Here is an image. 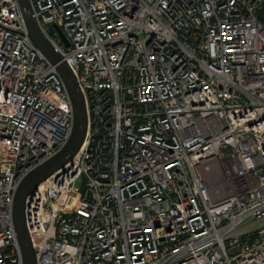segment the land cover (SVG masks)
I'll list each match as a JSON object with an SVG mask.
<instances>
[{"label":"built area","instance_id":"1","mask_svg":"<svg viewBox=\"0 0 264 264\" xmlns=\"http://www.w3.org/2000/svg\"><path fill=\"white\" fill-rule=\"evenodd\" d=\"M31 3L88 119L26 199L36 264H264V0ZM72 125L18 0H0V264H23L19 182Z\"/></svg>","mask_w":264,"mask_h":264},{"label":"water","instance_id":"2","mask_svg":"<svg viewBox=\"0 0 264 264\" xmlns=\"http://www.w3.org/2000/svg\"><path fill=\"white\" fill-rule=\"evenodd\" d=\"M18 4L25 20L30 40L39 49L45 59L55 67L69 95L73 110L72 130L65 145L54 156L25 175L19 182L14 194L12 217L23 264H36L35 251L25 224L24 208L26 199L28 196L34 194L42 182L64 168L78 154L85 142L88 119L85 98L77 78L61 53L53 46L41 29L34 15L31 0H18ZM54 28L64 44L69 46V40L61 28L58 26H54Z\"/></svg>","mask_w":264,"mask_h":264},{"label":"trees","instance_id":"3","mask_svg":"<svg viewBox=\"0 0 264 264\" xmlns=\"http://www.w3.org/2000/svg\"><path fill=\"white\" fill-rule=\"evenodd\" d=\"M259 21L264 24V9L259 14Z\"/></svg>","mask_w":264,"mask_h":264}]
</instances>
